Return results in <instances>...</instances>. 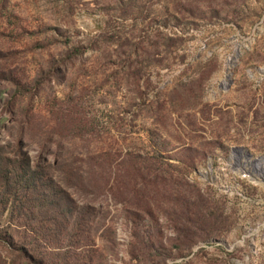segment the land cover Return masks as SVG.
Masks as SVG:
<instances>
[{
  "label": "rangeland",
  "instance_id": "obj_1",
  "mask_svg": "<svg viewBox=\"0 0 264 264\" xmlns=\"http://www.w3.org/2000/svg\"><path fill=\"white\" fill-rule=\"evenodd\" d=\"M20 160L64 195L27 223L0 201V264H264V0H0L2 196Z\"/></svg>",
  "mask_w": 264,
  "mask_h": 264
},
{
  "label": "trees",
  "instance_id": "obj_2",
  "mask_svg": "<svg viewBox=\"0 0 264 264\" xmlns=\"http://www.w3.org/2000/svg\"><path fill=\"white\" fill-rule=\"evenodd\" d=\"M14 164L13 169H3L4 171L1 173V184L4 187V196H2V192L0 193V201L5 203L7 200L10 201L11 207L9 210V214L11 219L21 220L23 223H27V220L30 218H35L36 210L35 207H49L53 201L54 197L61 196L63 197L64 192L63 187L52 177L50 172L45 168L38 164L31 165L27 161H19ZM135 165L137 166L136 171L139 174V178L137 179V184L144 187V191L142 190L141 193L138 192V196L140 198V202L134 204L138 207V209L142 212L149 213L150 216H153L151 212H153V203L152 202L157 195V192L161 187L164 188L167 184V177L162 176V172L156 169L150 160L138 158L136 159ZM135 190V189H134ZM142 194V195H141ZM151 197V198H149ZM184 195H180L178 197L179 203L180 199L184 198ZM175 199V197H173ZM135 206V207H136ZM187 209V204L185 205L184 201L181 200L178 210L176 211L177 214H174L178 217V222L174 226L178 234L182 237L180 241L188 242L187 245L196 237H191L192 235L196 234L194 232L195 229L183 226L184 217L187 219V212L184 210ZM37 211V210H36ZM132 212V211H130ZM194 213H201L199 208H196ZM204 217V215H202ZM77 215L75 216V218ZM83 221V214L78 216ZM152 218V217H151ZM48 217L42 218V220H47ZM53 219V217H52ZM51 219V220H52ZM39 220H41L39 218ZM38 220V221H39ZM77 222V221H76ZM193 221L187 220V223H191ZM197 223H192V226L199 230L201 233H205L204 230L206 229L205 225L195 226ZM201 227L200 229H198ZM48 229H54L49 227ZM138 230V229H137ZM142 230V229H141ZM144 230V229H143ZM142 230V231H143ZM207 230V229H206ZM205 230V231H206ZM32 231V239L37 242V239L40 240L42 235L37 227H33ZM141 233H137V231H131V236L133 237V242H130L133 247L135 246L137 250L140 248H145L147 245L143 244V240L147 239L148 237ZM145 232V231H143ZM54 234L52 231L47 230L43 236H48L45 240H50V235ZM190 234V235H189ZM55 235V234H54ZM40 236V237H39ZM189 239V240H187ZM142 243L140 247L137 243ZM193 242V241H192ZM151 244H149V247ZM129 251H132L129 247ZM135 255H133L134 257ZM168 256H171L168 254Z\"/></svg>",
  "mask_w": 264,
  "mask_h": 264
}]
</instances>
